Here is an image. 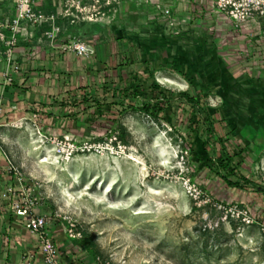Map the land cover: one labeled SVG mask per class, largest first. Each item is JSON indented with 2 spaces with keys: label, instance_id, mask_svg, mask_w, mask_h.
I'll use <instances>...</instances> for the list:
<instances>
[{
  "label": "rangeland",
  "instance_id": "374dc122",
  "mask_svg": "<svg viewBox=\"0 0 264 264\" xmlns=\"http://www.w3.org/2000/svg\"><path fill=\"white\" fill-rule=\"evenodd\" d=\"M54 16L82 28L60 51L83 58L64 81L86 90L87 126L56 136L41 112L7 124L23 132L16 189L68 239L91 237L98 264H264V219L240 200L244 180L263 182L264 0H62ZM113 32L130 50L119 59L98 49ZM102 53L125 73H104Z\"/></svg>",
  "mask_w": 264,
  "mask_h": 264
},
{
  "label": "crops",
  "instance_id": "0c3cea01",
  "mask_svg": "<svg viewBox=\"0 0 264 264\" xmlns=\"http://www.w3.org/2000/svg\"><path fill=\"white\" fill-rule=\"evenodd\" d=\"M61 2L62 0H34V11L56 15ZM126 5L129 7L131 4ZM15 17V0H0V31L5 37V41L0 43V102L3 108V116L0 120L2 125L0 127V264H43L39 238L32 235L9 209L11 198L7 196L6 189L9 186L15 188L22 186L9 170L10 165L17 167L11 145L15 146L17 151L21 149L18 142L23 132L7 127V124L30 120L33 113L41 112L47 113L44 117L47 118L49 132L53 135L71 136L74 132H82L83 128H86L88 115L74 111L76 110L74 106L83 103L86 90L79 88L76 94L64 81L69 75H74V72L78 71L74 61L83 58H77L71 53L63 54L60 51V45L71 36L81 34L82 28L74 21L57 16L53 24L54 27L58 26V33L54 34V37L49 38L46 35L50 33L52 25L44 24L34 31L30 30L26 38L15 35L14 44L9 45L8 42L13 35L10 28L5 26ZM97 37L101 43L98 49L105 51L113 48V54H116L117 59L130 51L120 46L121 36L118 32L107 34L105 40L103 36ZM126 37L128 38V40L124 39L126 42L133 39L130 34H126ZM10 52L12 58L8 61ZM106 56L102 53L104 73L106 69L107 74L121 76L125 73L124 68L108 66ZM9 69L11 81L7 83L3 79V72ZM104 82L103 80L98 87L106 88L110 85V82L106 84ZM59 97L68 100L60 102ZM50 114L52 116H49ZM260 170L263 174V182L255 180V177L248 179L247 187L241 188L243 191L240 200L247 203L253 217L257 215L264 219V155ZM35 213L47 218V234L56 245L62 264H98L74 240L67 238L63 223L58 224L54 219L50 220L47 212L39 207Z\"/></svg>",
  "mask_w": 264,
  "mask_h": 264
},
{
  "label": "built area",
  "instance_id": "2783aa9c",
  "mask_svg": "<svg viewBox=\"0 0 264 264\" xmlns=\"http://www.w3.org/2000/svg\"><path fill=\"white\" fill-rule=\"evenodd\" d=\"M16 18L10 23L6 24L5 28H10L12 32V39L8 44H11L15 41V35H20L22 37L23 32L26 30H20L19 26L21 23H29L32 27H40L44 24H51L52 28L50 33L46 35L51 38V34H57L58 28L54 27L55 16L54 15H44L41 12L34 11V0H16ZM225 7V6H223ZM5 41L3 33L0 31V43ZM75 51L81 53L83 48L75 47ZM1 117V114H0ZM16 180L21 184L22 177L19 169L10 165L9 169ZM22 187V186H21ZM30 189H19L9 186L6 189V194L11 198L10 202V211L11 213L18 218L25 228L32 234L39 238L40 242V252L43 259V264H62L59 258V253L56 245L52 239L47 234V218L42 215H37L35 213V205L42 201L38 196H34L29 193ZM20 197V198H19ZM242 216V222L247 226L253 224V220L247 216L245 211L237 212V216ZM80 234L72 233V230H69V237L75 239V237ZM260 240L264 245V226L260 228Z\"/></svg>",
  "mask_w": 264,
  "mask_h": 264
},
{
  "label": "trees",
  "instance_id": "16d2710c",
  "mask_svg": "<svg viewBox=\"0 0 264 264\" xmlns=\"http://www.w3.org/2000/svg\"><path fill=\"white\" fill-rule=\"evenodd\" d=\"M138 89L135 88L134 91H133V94L131 95L132 97L136 98L137 96H139V93H138ZM253 134V132L251 131H247V130H244L242 131V134L244 137H246L247 134ZM118 135V138L116 139H119L120 142H123V138L121 137L120 134H117ZM224 181L226 183V185L230 188H238L240 187L239 184L235 183V182H232L230 181L228 178H224ZM245 183H247L246 180H244ZM79 246H81L90 256L92 257H97V252H96V245L95 243L93 242V239L91 237H87L86 234H82V238L80 240H77V239H73Z\"/></svg>",
  "mask_w": 264,
  "mask_h": 264
},
{
  "label": "bare ground",
  "instance_id": "6f19581e",
  "mask_svg": "<svg viewBox=\"0 0 264 264\" xmlns=\"http://www.w3.org/2000/svg\"><path fill=\"white\" fill-rule=\"evenodd\" d=\"M42 163L46 162V161H41Z\"/></svg>",
  "mask_w": 264,
  "mask_h": 264
}]
</instances>
